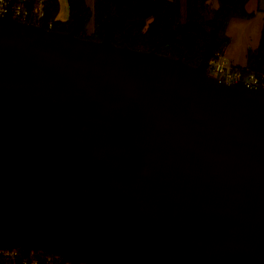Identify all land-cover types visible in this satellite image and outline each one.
I'll return each instance as SVG.
<instances>
[{"label": "water", "instance_id": "water-1", "mask_svg": "<svg viewBox=\"0 0 264 264\" xmlns=\"http://www.w3.org/2000/svg\"><path fill=\"white\" fill-rule=\"evenodd\" d=\"M0 15V245L78 264H264V84Z\"/></svg>", "mask_w": 264, "mask_h": 264}, {"label": "trees", "instance_id": "trees-1", "mask_svg": "<svg viewBox=\"0 0 264 264\" xmlns=\"http://www.w3.org/2000/svg\"><path fill=\"white\" fill-rule=\"evenodd\" d=\"M34 7L37 0H26ZM248 0H219L212 7L210 0H94L92 8L87 0H68L69 17L57 18L59 0H45L46 27L70 31L91 39H102L105 21L110 23L111 37L118 45L151 50L173 57L181 56L185 61L198 64L207 50L211 37L212 52H223L230 41L227 27L235 16L249 17ZM93 20V28L88 23ZM264 75V24L259 45L248 52L244 66ZM0 264L5 261L0 258ZM41 264H63L56 263Z\"/></svg>", "mask_w": 264, "mask_h": 264}, {"label": "built area", "instance_id": "built-area-1", "mask_svg": "<svg viewBox=\"0 0 264 264\" xmlns=\"http://www.w3.org/2000/svg\"><path fill=\"white\" fill-rule=\"evenodd\" d=\"M9 1L10 0H0V15L7 12ZM12 12L13 15L20 20L45 25L43 22L46 16L45 0H37L34 7L28 6L26 0H14ZM51 27L52 21H50L48 28ZM206 68L211 75L226 82L243 79L251 85L264 84L263 74L260 75L254 70L233 64L229 59L223 57L220 51L210 54ZM0 258L5 261V264L56 263L59 260L63 264H72L69 261L62 262V257L59 254L38 246L0 245ZM78 264L93 263L81 261Z\"/></svg>", "mask_w": 264, "mask_h": 264}, {"label": "rangeland", "instance_id": "rangeland-1", "mask_svg": "<svg viewBox=\"0 0 264 264\" xmlns=\"http://www.w3.org/2000/svg\"><path fill=\"white\" fill-rule=\"evenodd\" d=\"M60 2V14L61 16H68L69 6L67 0H59ZM88 4L93 8L94 0H87ZM211 3L217 4L219 0H210ZM259 0H248L246 3V9L251 12L252 15L249 17H232L228 23L227 33L230 37V41L227 44L226 52L227 56L231 60V55L234 56L235 62H240L243 57V63L248 59V52L250 47L256 48L259 45L261 33H262V22L264 15L258 7ZM264 5V0H262ZM250 6V8H249ZM93 28V20L88 23V29ZM251 48V49H253ZM232 63L233 60H231ZM247 63V62H246Z\"/></svg>", "mask_w": 264, "mask_h": 264}, {"label": "crops", "instance_id": "crops-1", "mask_svg": "<svg viewBox=\"0 0 264 264\" xmlns=\"http://www.w3.org/2000/svg\"><path fill=\"white\" fill-rule=\"evenodd\" d=\"M67 2H68V0H67ZM210 4L212 5V7H217L218 6V2H217V4H214V3H211L210 2ZM68 6H69V4H68ZM258 7H259V9L262 11V14L264 15V5L262 4V0H259V4H258ZM249 8H250V6H249ZM69 17V12H68V16H61V14H60V10H59V13H58V15H57V18H59V19H62V20H65V19H67ZM231 22V21H230ZM230 24V23H229ZM263 24H264V18H263V22H262V27H263ZM227 47V46H226ZM226 47H225V49H224V51L222 52V55H223V57H225V58H227V59H229V57L226 55L227 54V52H226ZM251 48H253V46H251L250 47V49ZM231 55V60H233V62H235V59H234V56L232 55V54H230ZM230 60V59H229ZM230 60V61H231ZM243 61V57L241 58V60H240V62H235V63H233V64H235V65H241V66H246L247 65V60H246V62L245 63H243L242 62Z\"/></svg>", "mask_w": 264, "mask_h": 264}]
</instances>
